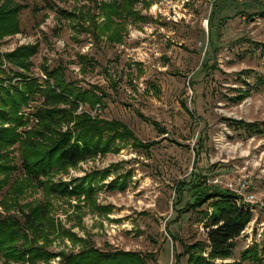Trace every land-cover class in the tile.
Returning a JSON list of instances; mask_svg holds the SVG:
<instances>
[{"label":"rangeland","instance_id":"obj_1","mask_svg":"<svg viewBox=\"0 0 264 264\" xmlns=\"http://www.w3.org/2000/svg\"><path fill=\"white\" fill-rule=\"evenodd\" d=\"M9 1L17 7L11 17L17 30L0 32L5 76L25 70L4 55L35 46L27 75L53 84L48 72L59 70L64 83L100 99L93 106L75 100L74 111L69 108L73 120L51 130L72 129L75 136V121L87 115L121 121L135 140H116L115 150L59 167L41 176L40 186L21 167L19 143L7 152L0 149L15 167L0 188V214L25 230L27 241L16 240L17 249L42 247L48 256H0V264H62L63 255L87 245L150 255L147 264H186L187 256L177 260L176 254L182 244L193 243L204 248L194 251L201 264H264V5L259 0H136L135 16L121 22V40L112 41L107 32L98 35L104 5L112 0ZM5 2L0 0L1 11ZM41 101L38 96L30 101L25 113ZM53 135L45 133L40 142ZM105 169L109 174L93 182L103 212L84 194L69 197L46 189L45 183L73 187ZM194 173L206 177L209 191H234L252 210L228 257L207 254L203 213L212 210V201L185 210L191 191L180 183L195 181ZM32 210H38V219L26 217ZM254 245L261 262L241 255Z\"/></svg>","mask_w":264,"mask_h":264},{"label":"trees","instance_id":"obj_2","mask_svg":"<svg viewBox=\"0 0 264 264\" xmlns=\"http://www.w3.org/2000/svg\"><path fill=\"white\" fill-rule=\"evenodd\" d=\"M135 1L112 0L106 3L98 35H104L107 32V37L110 40L120 41L122 38L121 22L135 16L136 13L132 9ZM11 4L7 0L1 6L5 9L3 11L0 9V32L7 33L11 29L13 32L17 30L16 26L11 24V17L16 14L14 10L17 7H11ZM136 16L142 18L138 14ZM35 52V46H27L20 47L4 55L7 63L22 68L25 72L11 74L8 71L9 74L5 76L7 71L5 72L0 66V149L7 152L9 146L19 143L21 167L29 179L40 186L42 184L39 180L41 176L59 167L74 165L98 153L104 154L111 149L115 150L117 147L113 146L116 144V140L131 138L135 140V137L127 126L119 120L91 118L87 115H82L75 121L77 131L75 136H73L72 129L66 131L51 130L52 127L60 126L61 123L67 124L73 120L71 110L74 111L77 106L74 103L75 100H81L93 106L100 99L93 92L84 91L80 93L76 91L77 88L73 85L64 83L60 75L62 72L59 70L48 72V77L52 79L53 84L48 81H44L42 84L39 79L27 75L26 70L29 69L31 64L28 58ZM1 62L0 59V65ZM59 78L60 80H58ZM13 79H16L14 83L12 82ZM35 96L42 98L41 104L36 109L34 108V110L25 113L24 109L28 107L30 101L36 98ZM56 103H64L69 107L67 109L52 107ZM32 120H35L36 124L26 129ZM151 123L156 125L155 122ZM45 133L55 135L50 137L46 143H41L40 140L44 138ZM40 144H43L41 148ZM144 146L148 147V145ZM7 155L0 154V174L5 176L0 178V188L7 182L6 174H9V171L15 168L13 165L8 164L10 158ZM108 174L109 169L94 171L73 187H68L63 182L45 183V185H47V191L53 194L69 197L84 194L95 209L103 212L105 207L96 205V200L93 197V182L97 178L104 179ZM194 175L196 174L194 173ZM196 176L198 177V175ZM191 181L192 183H190ZM191 181L180 183V186L188 184L187 190L191 191L192 201H189L185 206L186 211H193L209 199L212 201V210L209 213H203L207 254L213 259L230 256L236 238L240 236L252 220V210L249 205L239 202L238 199H241V197L234 191L229 189L209 191L205 176L199 175L195 181L194 178ZM110 185L113 188L115 182L111 181ZM37 211H30L26 214V217L38 219ZM41 216L43 215L41 214ZM31 226L35 227L34 220L31 222ZM61 234H66L76 240L73 234L67 233L65 230L61 229ZM18 239L27 241L23 227L13 217L0 214V256L5 259L13 258L16 260L24 258L25 254H29L30 260L48 259L47 253L41 250L42 247L28 246L24 249H17L14 242ZM84 243L87 244L86 241ZM182 247L183 251L176 254L177 260L182 256H187L186 264L202 263L201 255L194 254L196 250L201 253L204 252V248H201L199 243L182 244ZM241 255L245 259L261 262L255 245L244 250ZM149 256L146 255L143 258V256L141 257L133 251L101 250L87 245L77 253L63 255L62 264H147V257Z\"/></svg>","mask_w":264,"mask_h":264},{"label":"built area","instance_id":"obj_3","mask_svg":"<svg viewBox=\"0 0 264 264\" xmlns=\"http://www.w3.org/2000/svg\"><path fill=\"white\" fill-rule=\"evenodd\" d=\"M264 5V0H259Z\"/></svg>","mask_w":264,"mask_h":264}]
</instances>
